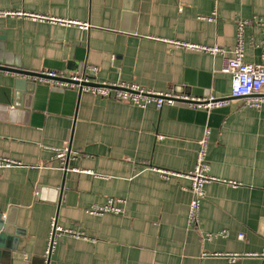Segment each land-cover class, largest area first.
<instances>
[{"label":"crops","instance_id":"obj_1","mask_svg":"<svg viewBox=\"0 0 264 264\" xmlns=\"http://www.w3.org/2000/svg\"><path fill=\"white\" fill-rule=\"evenodd\" d=\"M127 1L0 0L3 10L87 24L0 17V65L72 75L94 65L99 80L230 97L223 56L174 42L230 50L238 21L264 15V0H132L129 9ZM244 38L245 60L259 62L261 28L247 25ZM19 78L0 71V156L22 163L0 167V212L16 209L17 246L0 264H48L53 218L84 234L58 237L53 264H264V104L230 97L211 109L141 108L46 83L19 88ZM207 129L219 180L205 185L192 225L191 180L158 169L189 173ZM109 197L124 200L122 213L86 211Z\"/></svg>","mask_w":264,"mask_h":264},{"label":"built area","instance_id":"obj_2","mask_svg":"<svg viewBox=\"0 0 264 264\" xmlns=\"http://www.w3.org/2000/svg\"><path fill=\"white\" fill-rule=\"evenodd\" d=\"M0 17H27L40 20H50L64 24L76 23L70 20L51 18L45 15L27 13L21 10H3L0 8ZM249 24H255L261 28L262 38L260 41L261 60L259 62H247L245 60V38L244 30ZM187 49L206 51L214 56H223V72L230 75L231 78V98L241 99L243 105L251 108H261L264 104V15L253 16L250 19L239 20L237 24V42L230 50L220 45L193 44L189 42L175 41ZM87 71L81 74H67L55 70H42L38 75H26L28 79L38 83L52 84L58 87L74 88L82 92H88L96 96L110 98L117 101H124L134 106L146 108L154 105L162 109L165 105L176 102H188L206 109L221 107L229 104V98L216 97L213 94L207 97H189L174 92H163L152 88H146L139 84L127 81H110L97 79L98 68L94 65L88 66ZM208 137L209 130H206L205 136L201 141V146L197 152L194 168L187 174L159 168L158 171L165 178L180 176L188 177L191 180L189 189L193 196L190 200L188 220L192 225L200 221V210L203 199L205 198V185L208 182L219 180L210 173V161L208 158ZM67 156V150L60 151L56 157L64 161ZM22 165L16 159L0 156V167H12ZM236 183V182H230ZM124 202L123 199L109 197L103 204H94L87 208V212L94 215H104L106 213L120 214L123 208L118 204ZM68 233L73 236H84L83 232L66 228L57 223L56 218L51 221L50 242L45 252L46 258L51 254L54 244L58 237ZM214 235L227 236L228 231L223 230L217 234H208V239ZM243 237V234L240 235Z\"/></svg>","mask_w":264,"mask_h":264},{"label":"water","instance_id":"obj_3","mask_svg":"<svg viewBox=\"0 0 264 264\" xmlns=\"http://www.w3.org/2000/svg\"><path fill=\"white\" fill-rule=\"evenodd\" d=\"M131 6H132V0H128L126 4V8L129 9ZM2 38H4V36L2 35L1 30H0V39ZM0 71H8V72H13V73L23 75L24 78H19L18 80L19 88H23L24 86H27L29 87V90L30 88L31 89L34 88V84L36 83V81L28 79L25 76L26 75H30V76L38 75L37 72H32V71H28L24 69L13 68V67L3 66V65H0ZM78 91L80 94L82 93L81 90H78ZM68 158L65 161V166H64L65 169L68 168ZM59 191L61 195L66 193L64 184L61 185ZM15 219H16V209L14 208H12L9 214H4L0 212V260L3 257L12 254V252L14 251L17 252L16 243L13 244L14 234H15V224H16ZM12 255L17 256V254H12ZM47 262L48 264H53L51 263V254L47 258Z\"/></svg>","mask_w":264,"mask_h":264}]
</instances>
